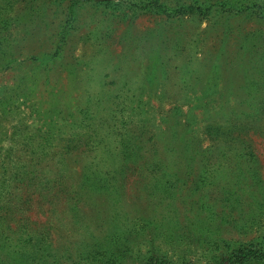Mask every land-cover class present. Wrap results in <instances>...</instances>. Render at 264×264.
Instances as JSON below:
<instances>
[{
    "label": "rangeland",
    "instance_id": "374dc122",
    "mask_svg": "<svg viewBox=\"0 0 264 264\" xmlns=\"http://www.w3.org/2000/svg\"><path fill=\"white\" fill-rule=\"evenodd\" d=\"M251 243L264 0H0V264H224Z\"/></svg>",
    "mask_w": 264,
    "mask_h": 264
},
{
    "label": "trees",
    "instance_id": "16d2710c",
    "mask_svg": "<svg viewBox=\"0 0 264 264\" xmlns=\"http://www.w3.org/2000/svg\"><path fill=\"white\" fill-rule=\"evenodd\" d=\"M222 259L224 264H249L256 260L264 262V247H258L253 243L239 245L228 256L224 255Z\"/></svg>",
    "mask_w": 264,
    "mask_h": 264
}]
</instances>
